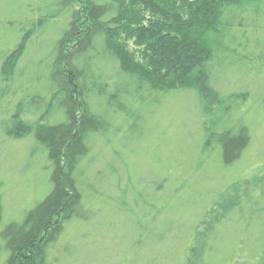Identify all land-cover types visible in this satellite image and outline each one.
Masks as SVG:
<instances>
[{
	"label": "rangeland",
	"instance_id": "rangeland-1",
	"mask_svg": "<svg viewBox=\"0 0 264 264\" xmlns=\"http://www.w3.org/2000/svg\"><path fill=\"white\" fill-rule=\"evenodd\" d=\"M131 1L119 3L125 7ZM191 1L171 0L174 12L185 10ZM58 2L0 0V72L7 74L13 70L12 59L5 60L7 51L34 28L12 79L0 84V230L12 221L21 222L51 190L52 164L47 153L27 135L28 130L18 129L20 138L10 137L5 131L16 104L29 102L32 94L34 101L38 100L35 97L38 94L48 99L46 54L68 21ZM70 2L78 14L77 28L82 32L88 25L82 12L84 3ZM250 7L253 13L247 10L235 19L238 31H243L245 37L236 56L246 62L224 61L216 67L212 78L213 87L226 99L218 117L219 126L234 134L242 125L248 128L249 144L239 159L226 166L223 151L218 147L211 150L213 144L206 146L200 126L201 122L209 123L211 110L204 112L202 108L199 112L198 94L188 91L164 99L154 95L144 100L141 106L144 121L132 128V120L116 122L122 132L127 131L126 140L122 134L115 138L109 131L107 141L97 139L87 158L78 165L80 184L88 189L82 192L74 215L50 247L51 264H181L183 248L189 242L184 231L189 232L197 222L210 194L244 175L248 178L245 186L251 187L254 176L264 169V25L260 21L264 16V0H255ZM136 14L142 27L151 26L153 18H149L147 11ZM135 27L134 23H125L124 29L112 34L114 44L136 68L160 76L159 81L165 87L178 85L174 74L153 65L152 46L141 43L132 36V31H124ZM79 33L69 37L66 52L75 47ZM233 92L247 93L243 107L232 106L228 96ZM19 116L24 123H46L41 111L30 109ZM53 122L50 120V124ZM142 196L147 205L155 206L151 215L146 205L134 203ZM121 203L125 205L123 212L117 209ZM261 204L264 205V196ZM134 221L140 223V230L133 225ZM173 243L177 245L174 248ZM199 256L191 254L188 264L201 261Z\"/></svg>",
	"mask_w": 264,
	"mask_h": 264
},
{
	"label": "trees",
	"instance_id": "trees-1",
	"mask_svg": "<svg viewBox=\"0 0 264 264\" xmlns=\"http://www.w3.org/2000/svg\"><path fill=\"white\" fill-rule=\"evenodd\" d=\"M70 1L58 2L68 21L46 54L50 82L48 99L38 94L35 96L38 100L34 101V95L30 94L29 102L16 104L5 131L10 137L20 138L17 130H28L27 135L47 153L52 164L51 190L21 222L12 221L0 230L3 258L0 264H51L48 260L50 247L74 215L82 192L88 189L80 184L78 165L97 139L107 141L105 136L109 131L113 137L122 134V139L126 140L127 131L122 132L116 122L132 120L131 128L136 127L137 122L144 121L142 102L154 95L164 99L188 91L198 94L199 112L202 108L204 112L211 110L209 123L201 122L200 126L206 146L213 144L211 150L218 147L223 151L224 165L229 166L239 159L249 144L246 126L242 125L236 134L219 126L218 117L226 99L213 87L212 78L216 67L224 61L246 62L236 56L245 37L243 31H238L235 19L244 11L253 13L250 5L255 0H192L185 10L175 12L171 0H132L125 7L119 0H82V12L88 21L82 32L77 28L78 14L71 8ZM141 10L153 18L150 27L139 24L136 13ZM260 21L264 25L263 15ZM127 22L136 27L124 31H132L133 37L152 46L153 65L174 74L178 85L165 87L159 81L160 76L136 68L120 52L112 41V34L124 29ZM33 31L31 28L25 32L18 45L7 51L5 60L12 59L13 70L7 74L0 72V84L12 79ZM77 33L75 47L66 52L64 47L69 37ZM246 96L245 92H233L228 98L233 107L241 108ZM30 109L43 112L46 123L22 122L20 113ZM50 120L55 122L50 124ZM254 177L250 188L244 184L248 179L244 175L210 194L207 207L197 216V222L189 232L184 231L189 242L183 248L185 254L181 264H188L193 253H199L202 260H193L192 264H264V205L261 204L264 169ZM120 188L121 184L117 185V189ZM135 201L136 205H146L151 211L155 209L146 204L143 196ZM124 206L117 204V209L123 212ZM133 225L141 229L138 221ZM172 246L177 245L173 243Z\"/></svg>",
	"mask_w": 264,
	"mask_h": 264
}]
</instances>
